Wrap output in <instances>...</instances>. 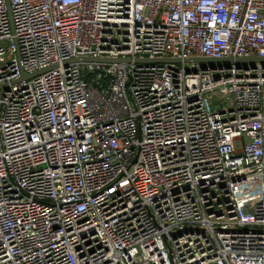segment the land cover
<instances>
[{"label": "built area", "instance_id": "1", "mask_svg": "<svg viewBox=\"0 0 264 264\" xmlns=\"http://www.w3.org/2000/svg\"><path fill=\"white\" fill-rule=\"evenodd\" d=\"M7 1L0 264H264V0Z\"/></svg>", "mask_w": 264, "mask_h": 264}, {"label": "water", "instance_id": "2", "mask_svg": "<svg viewBox=\"0 0 264 264\" xmlns=\"http://www.w3.org/2000/svg\"><path fill=\"white\" fill-rule=\"evenodd\" d=\"M7 5L8 1L6 0ZM84 61H94V62H110V63H129L130 59H119V60H91L86 58L81 59H74L70 62H84ZM135 63L139 64H158V65H188V64H197L204 68V66L208 65L211 67H214L215 65L218 66H225L230 67V64L240 65V64H256L259 63L261 65H264V58H224V59H206V58H194V59H186V60H180V59H171V58H163V59H135L133 60ZM36 75V74H35ZM34 76V75H33ZM32 76H26L23 72H21V79H27ZM0 87V89H2Z\"/></svg>", "mask_w": 264, "mask_h": 264}, {"label": "rangeland", "instance_id": "3", "mask_svg": "<svg viewBox=\"0 0 264 264\" xmlns=\"http://www.w3.org/2000/svg\"><path fill=\"white\" fill-rule=\"evenodd\" d=\"M178 67H182L181 65H178ZM185 68L188 69V65H185ZM214 96L218 98V94L214 93Z\"/></svg>", "mask_w": 264, "mask_h": 264}]
</instances>
